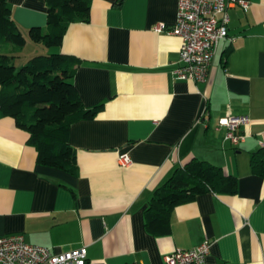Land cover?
<instances>
[{
    "label": "crops",
    "instance_id": "obj_1",
    "mask_svg": "<svg viewBox=\"0 0 264 264\" xmlns=\"http://www.w3.org/2000/svg\"><path fill=\"white\" fill-rule=\"evenodd\" d=\"M7 1L27 39L15 66L27 48L26 62L73 56L83 105L103 109L71 127L76 175L38 164L28 132L0 115V237L54 253L86 248L87 264H163L206 241V264H264V179L250 166L264 147V0H228L229 37L201 83L174 75L181 38L153 31L175 25L179 0H91L90 21L72 24L56 48L29 36L47 26L45 1ZM226 117L248 119L239 147L225 140ZM124 154L128 168L119 165ZM193 159L238 177L237 194L198 196L174 210L169 235L149 234L154 192Z\"/></svg>",
    "mask_w": 264,
    "mask_h": 264
},
{
    "label": "trees",
    "instance_id": "obj_2",
    "mask_svg": "<svg viewBox=\"0 0 264 264\" xmlns=\"http://www.w3.org/2000/svg\"><path fill=\"white\" fill-rule=\"evenodd\" d=\"M48 6L45 29L32 28L31 41L60 47L72 24L90 21L91 0H43ZM27 39L12 18V7L0 0V115L11 117L29 134L38 164L78 173L77 152L70 144L71 127L93 119L103 105L86 108L74 85L80 60L61 54L38 55L20 69L15 60ZM13 51V52H12ZM252 173L264 179V147L250 155ZM239 179L209 162L193 159L177 168L153 194L145 211V226L155 237L169 235L174 210L215 193L235 195Z\"/></svg>",
    "mask_w": 264,
    "mask_h": 264
},
{
    "label": "built area",
    "instance_id": "obj_3",
    "mask_svg": "<svg viewBox=\"0 0 264 264\" xmlns=\"http://www.w3.org/2000/svg\"><path fill=\"white\" fill-rule=\"evenodd\" d=\"M246 7V5H244ZM228 0H179L177 20L172 28L158 24L157 34L174 35L182 40L179 67L174 75L179 80L206 82L220 44L229 37ZM246 117H226L220 126L227 130L225 140L234 147L245 142L240 130ZM119 165H132L128 154L119 157ZM211 243L206 241L192 250H177L166 255L163 264H206ZM0 264H87L86 248L54 253L50 249L31 245L22 236L0 237ZM142 264V263H136Z\"/></svg>",
    "mask_w": 264,
    "mask_h": 264
},
{
    "label": "rangeland",
    "instance_id": "obj_4",
    "mask_svg": "<svg viewBox=\"0 0 264 264\" xmlns=\"http://www.w3.org/2000/svg\"><path fill=\"white\" fill-rule=\"evenodd\" d=\"M27 49H26L27 52L22 56V60L17 63V69H20L23 66L24 62H26V59L29 58V56H32L31 55L32 53H30L31 50L29 48H27Z\"/></svg>",
    "mask_w": 264,
    "mask_h": 264
}]
</instances>
